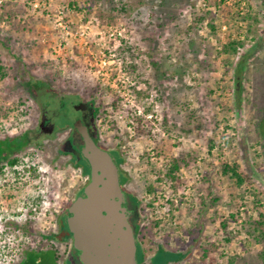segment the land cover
<instances>
[{"label":"rangeland","instance_id":"rangeland-1","mask_svg":"<svg viewBox=\"0 0 264 264\" xmlns=\"http://www.w3.org/2000/svg\"><path fill=\"white\" fill-rule=\"evenodd\" d=\"M199 4L0 0V140L29 142L0 162V264L41 252L82 264L67 219L86 176L59 154L66 132L35 138L42 112L80 96L95 98L102 141L125 159L139 262L163 247L181 264H261L251 231L264 222V0H248L233 56L225 47L238 40Z\"/></svg>","mask_w":264,"mask_h":264},{"label":"water","instance_id":"water-1","mask_svg":"<svg viewBox=\"0 0 264 264\" xmlns=\"http://www.w3.org/2000/svg\"><path fill=\"white\" fill-rule=\"evenodd\" d=\"M92 178L69 208L68 228L82 264H138L136 237L123 207L118 168L82 130Z\"/></svg>","mask_w":264,"mask_h":264},{"label":"flooded vegetation","instance_id":"flooded-vegetation-1","mask_svg":"<svg viewBox=\"0 0 264 264\" xmlns=\"http://www.w3.org/2000/svg\"><path fill=\"white\" fill-rule=\"evenodd\" d=\"M63 99L64 97H62V100ZM80 99L78 103H73L71 105V110L67 107L66 102L63 101L59 109L60 112L57 114L54 112L51 117H48L46 112H42L35 138L39 139L47 136L55 141L60 134L66 132L67 136L64 140L65 148L60 150L59 154L61 157L67 158L70 164L82 170V173L86 176L88 185L92 178V167L86 155H91L92 153L91 151L85 152L87 145L82 134V130H87L89 139H91L99 149L107 152L118 168L121 189L125 195L123 207L126 208L129 213L128 220L137 239L139 233L134 223L136 211L132 206V200H135L137 208L139 207V200L128 190L127 186L130 183V178L128 174L124 173L122 168L125 164V159L121 156L119 149H110L102 141V136L97 128V119L100 115V111L95 108V103L93 102L95 98L92 97L90 100L88 99V103L83 102L81 96ZM67 110L68 112L65 113ZM82 196H84V191ZM177 256L179 260H177ZM184 257V254L182 255L170 249L158 247L155 255L150 260L146 259L144 256L143 260L139 262L137 257V262L138 264H181Z\"/></svg>","mask_w":264,"mask_h":264},{"label":"trees","instance_id":"trees-1","mask_svg":"<svg viewBox=\"0 0 264 264\" xmlns=\"http://www.w3.org/2000/svg\"><path fill=\"white\" fill-rule=\"evenodd\" d=\"M249 16L247 15L245 17L246 20H248ZM242 45L239 41H232L226 45L225 53L233 56L234 54L238 53V49ZM244 60H242L239 64V67L237 69V75L241 77V75L244 73ZM260 80V79H259ZM257 80L255 81V85L258 86L262 92L257 95L258 96H264V80ZM241 85V84H240ZM259 98V97H258ZM29 145V142L23 137H15V138H7L0 140V162L2 160L8 159L9 156L15 154L16 152L26 148ZM16 162H12L14 164ZM180 161L178 163H175L173 165V170H176L180 167ZM223 173L225 174H230L232 177H237L238 181L241 183L243 182V179L240 177V174L238 173V167H229L225 166L223 169ZM258 221L254 223L255 229L251 231V235L255 234L254 238L259 242L262 239H264V222L262 220V216L260 217ZM251 227L253 224H249ZM72 237V235H71ZM47 252H41V253H29L25 260L21 264H38L37 261L42 257L43 254ZM42 259V258H41ZM53 263L52 264H57V259L53 255ZM259 260L261 264H264V251L259 255ZM39 264H47V261H44V259L40 260Z\"/></svg>","mask_w":264,"mask_h":264},{"label":"built area","instance_id":"built-area-1","mask_svg":"<svg viewBox=\"0 0 264 264\" xmlns=\"http://www.w3.org/2000/svg\"><path fill=\"white\" fill-rule=\"evenodd\" d=\"M199 5L218 15L222 21L220 30L223 37L241 41L244 35L248 36L249 23L245 19L248 12V0H200ZM223 8L225 11L221 12ZM187 191L190 189L187 188Z\"/></svg>","mask_w":264,"mask_h":264}]
</instances>
